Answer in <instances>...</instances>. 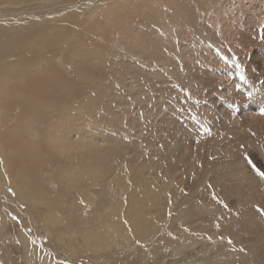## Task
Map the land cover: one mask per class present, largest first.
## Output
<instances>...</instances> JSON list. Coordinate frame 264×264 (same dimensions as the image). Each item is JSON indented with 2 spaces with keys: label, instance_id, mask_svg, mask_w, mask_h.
I'll list each match as a JSON object with an SVG mask.
<instances>
[{
  "label": "rangeland",
  "instance_id": "1",
  "mask_svg": "<svg viewBox=\"0 0 264 264\" xmlns=\"http://www.w3.org/2000/svg\"><path fill=\"white\" fill-rule=\"evenodd\" d=\"M90 2L80 29L94 25V53L64 72L53 55L68 63L70 46L55 44L49 75L12 84L5 126L23 120V137L38 142L40 152L13 156L10 173L21 167L38 175L32 191L59 222L50 228L43 208L22 201L15 188L0 189V264H264V0ZM65 4L61 12L60 4L48 5L20 18L79 10L76 2ZM10 12H0V20ZM19 89L48 102L26 110ZM49 102L53 111L44 110ZM66 104L73 117L57 113ZM57 122L69 143L110 151L98 184L88 187L75 156L44 141ZM65 167L83 171L72 173L80 176L73 187L61 178ZM136 202L161 218L147 226L157 224L152 238L137 234L144 222L128 217ZM110 206L122 212L117 241L86 239L89 229L107 223Z\"/></svg>",
  "mask_w": 264,
  "mask_h": 264
},
{
  "label": "bare ground",
  "instance_id": "2",
  "mask_svg": "<svg viewBox=\"0 0 264 264\" xmlns=\"http://www.w3.org/2000/svg\"><path fill=\"white\" fill-rule=\"evenodd\" d=\"M87 1H91L90 3L95 2V0H0V4L3 5V7L2 6L0 7V12L9 13L11 11L10 13H12V14H7V15L1 16L2 20H0V189L2 190V192L7 191V190H8L7 192H9V189L15 188V189H17V191L20 192L19 195H20V199H22V201L29 199L28 201H31L37 207L40 206V208H43L42 212L45 214V221L47 222V224L50 228H54V226L59 222V220H58L57 212H55V210L50 207L49 202L45 201L46 198L43 199V197H41L42 195L39 196L38 194H36L35 192L32 191L33 189L31 187V184H32V182L35 181V179L38 177V175H36V176L27 175L25 173V171H23V169H21V167L18 168V171L16 170L17 173L14 176L12 173H10L9 168H11V166L9 164V160H12L13 156H15L17 158L19 157V159H20V158H24L23 157L24 155L30 154L34 158H36V155L40 152V147H39L40 144L38 142H35L34 140L32 142H27V139H25V137H23L24 128L25 127L27 128V126H26L27 124L25 122H23V120L17 121V123L15 125H13L12 127H8V126L6 127L5 126L4 119H5V114H7V110H6L7 102H9L7 100H10L8 98H9V95L11 94V88H12V84H14L13 83L14 81L20 82V83H23L24 81L26 82L27 79H28V81L29 80L32 81L33 78L39 79V77H41L45 72H47L45 67L47 66V64L51 65L48 63V57L47 56H49L50 53H53L56 51V49L54 48L55 44H57V45H64L65 44V45L70 46L69 47L70 51L68 53L69 54V62L68 63H66V61H64L60 56L55 57L53 55V60L55 59L57 65H59V67L64 68V70H63L64 72L66 71L65 67L71 66V68H72V67L76 66L75 64L77 61H81L82 59H86L89 56H91V53L92 54L94 53L92 51V49L90 48L89 43H88L90 40V37L92 35L89 32L93 31L94 25H91L90 27H88V29H83V30L80 29L81 28V26H80L81 16L83 15L82 13H83L84 8H85V2H87ZM68 2L69 3L70 2H76V4L79 6L78 7L79 10L75 13L64 14V16H62L61 18H58V19L57 18L56 19H47V18H44L42 16L39 19L36 18V19L30 20V21H27L25 19L20 18V16H25L26 13L32 12L33 9L34 10L35 9L41 10V9H43L44 6H48V5L52 6L55 4H57V5L60 4V6L57 9L61 12L66 8L65 3H68ZM63 3L65 5H63ZM72 5H74V4H72ZM14 10H16L17 13L13 14ZM27 11H29V12H27ZM41 11H40V13H41ZM32 13H34V12H32ZM91 16H93V14ZM7 17H10L11 19L13 18V20L6 21V20H9V18H7ZM23 30H27V31L24 33ZM51 66H47V67H50V69H51ZM49 73L47 72L46 74L49 75ZM53 73H55V72H53ZM51 76H53V75H51ZM43 78H44V76H43ZM48 79H47V81H48ZM55 79H57V78H55ZM84 79H86V78H83V80ZM65 82H67V81H65ZM46 83H48V82H46ZM31 84H32V82H31ZM49 84H51V83L49 82ZM24 85H25V83H24ZM28 85H30V82ZM41 85L43 86L44 84H41ZM51 85H49V86H51ZM14 86H15V84H14ZM31 87H30V89H31ZM35 88L32 87V89H35ZM65 88H67V87H65ZM93 88H95V87L93 86ZM47 89H48V86H47ZM20 91L23 92L22 93L23 96H18V98L16 96L15 97L17 99H21L23 107L26 110L33 109L39 103H41L42 100L46 101L42 97L41 98H37V97L33 98L34 96H32V95L30 96V94H27V91H24L23 89H21ZM48 91H49V89H48ZM51 91H53V90H51ZM52 93H54V92H52ZM43 94L44 93H42V95ZM44 95L47 97L46 94H44ZM46 102H48V101H46ZM9 103L12 104L11 102H9ZM55 104H56V106L59 105V104H57V102H55ZM64 105H62V108H60L57 112V113H59V116L60 117H63V116L65 117V116H69V115L72 116L71 115L72 107L71 106L69 107L66 104L65 108H63ZM52 108H54V106L51 104V102H49V103H46L44 110L47 111L50 109L51 111H53ZM41 112L43 113V111H41ZM26 114L27 113H25V115ZM63 119L64 118H62V120ZM31 120L32 119H30V121ZM30 121H29V124L31 123L34 126L35 122H32V121L30 122ZM59 121H61V120H59ZM58 122L54 123V126L50 127L47 130L44 141H46V143L51 145V146H55L67 158H70L71 156H75V159L79 163V168L85 169L83 177L85 176V178H87L85 180L88 181V183L86 182L88 184V185L86 184L88 187L95 185V182H96V184H98L100 179H102L101 177H103L105 172H106V170H105L106 167L103 166V162L105 161V159L108 158V153H110V151L107 149L108 153H105V152L103 153L102 150H99L98 145L90 146V145H86V144H84V145L79 144L77 146L76 144L69 143L68 139L66 138V136L63 132V127ZM35 125H36V123H35ZM33 126L30 125V127H33ZM49 126H51V125H49ZM32 134H31V136H33ZM48 151H49V149H48ZM7 154H8V156H7ZM64 162H65V159H64ZM87 162H92L93 164L91 166L87 167V165H86ZM106 164H107V162H106ZM71 166H73V165H71ZM70 169L71 168H68V167L63 168L62 169L63 174H62L61 178L63 179V181H65L68 184V187H73L71 184V180L74 179V181H76L78 179V177H80V176H78V177L76 176L77 179H75L72 176V173L75 174L78 172L81 174V173H83V171H81L80 169L78 170V168H76L77 171L72 172ZM129 171H132L130 166H129ZM48 173H49L48 175H50V176L47 177V180H49V181H51V183L55 184V182L52 181L53 180L52 176H51L52 174H50V172H48ZM39 178L40 177H38V179ZM119 180H121V179H119ZM49 181H47L46 183L49 184ZM78 182L82 183L79 180H78ZM124 184H125V179H123V181L121 180L119 182V187L122 188ZM74 186H75V184H74ZM83 187H82V189H83ZM116 191H117V189H116ZM89 198L91 199V197H89ZM154 203L155 204L157 203L156 199H154ZM121 205H124V204L121 203L119 206H121ZM118 208L119 207H116V206L108 207L106 214L104 215V217H105L104 219H106L107 223L105 222V225L102 228H99L98 230H90L89 229V231H87L85 234V238L88 240L96 239V240L100 241L101 244L104 242L108 243L110 241H114V239H115V241H117L118 230L119 229L122 230V228H123V227L121 228V224H119L117 222V220H119L120 215L122 213V212L118 211ZM120 209H122V208H120ZM169 210H170V208H169ZM123 214H124V212H123ZM127 214H128L129 219L134 223L135 222L139 223L142 221L144 222L145 227L142 228V225L140 224L141 226H139V228L136 232L137 234L143 232L144 234L148 235L151 238L154 237V235L156 233L154 230L157 227V224L156 223L153 224V226H151L153 228H151L150 226H149L150 228H148L147 226L150 225L151 222H153V221H157V222L159 221V223L161 222V220H160L161 218H160L158 213L153 214V211L150 210L149 207L143 206L141 203L136 202L130 206V209H128ZM167 216L170 217V214L168 213ZM121 218H123V217H121ZM5 219H6V217L4 216V214L0 213V225L1 226H2L3 222L5 221ZM118 224L120 225V228H119ZM134 225H133V227H134ZM142 229H143V231H142ZM122 232H124V231H122ZM19 233H20L19 239L24 244L28 243V241H30V237L28 236V234L26 232L21 231ZM86 242H87V240H86ZM46 257H48V256H46Z\"/></svg>",
  "mask_w": 264,
  "mask_h": 264
},
{
  "label": "snow or ice",
  "instance_id": "3",
  "mask_svg": "<svg viewBox=\"0 0 264 264\" xmlns=\"http://www.w3.org/2000/svg\"><path fill=\"white\" fill-rule=\"evenodd\" d=\"M260 175L264 176V172H261ZM260 211L264 212V209H260ZM229 242H231V241L229 240Z\"/></svg>",
  "mask_w": 264,
  "mask_h": 264
}]
</instances>
